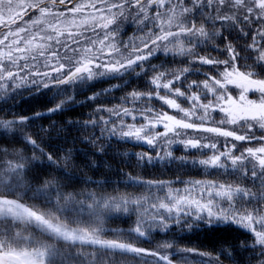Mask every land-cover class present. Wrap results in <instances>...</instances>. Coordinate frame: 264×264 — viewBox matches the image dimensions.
Masks as SVG:
<instances>
[{"label": "snow or ice", "instance_id": "snow-or-ice-1", "mask_svg": "<svg viewBox=\"0 0 264 264\" xmlns=\"http://www.w3.org/2000/svg\"><path fill=\"white\" fill-rule=\"evenodd\" d=\"M129 77L144 89L34 129L93 82ZM39 96L50 97L46 111H18ZM73 129L94 151L75 148L64 135ZM54 133L65 147L46 142ZM113 140L153 150L134 153L138 162L202 178L117 169L134 191L109 194L108 181L68 171L81 155L95 168L88 157ZM200 223L248 238L211 251L167 238ZM225 261L264 264V0H0V264Z\"/></svg>", "mask_w": 264, "mask_h": 264}, {"label": "trees", "instance_id": "trees-1", "mask_svg": "<svg viewBox=\"0 0 264 264\" xmlns=\"http://www.w3.org/2000/svg\"><path fill=\"white\" fill-rule=\"evenodd\" d=\"M124 32L128 35L132 32L131 25H126ZM230 39L232 37H229ZM239 46V45H238ZM216 55V53H213ZM168 58L161 57V60L167 62ZM146 81L143 77H129L127 83L124 82V78L110 79V80H98L93 82L88 88H84L74 93L77 98V102L73 104L65 113H55L53 118L48 120L47 118H38L37 122L33 126L34 129L40 126L49 127L50 124H61L67 120L81 121L87 119V116L93 112V105L97 104H115L122 96L132 89H144ZM113 85H119L113 87ZM106 89H112L110 92H105L104 95L99 96L96 101H89L88 96L94 92H104ZM50 97L39 96L34 99L25 97L26 102H21L16 105L18 111L26 113L29 116L33 115L35 111H46L45 105ZM159 106V101H154ZM171 112L170 109H168ZM69 140H76L75 148L83 151L84 154H89L94 149L88 145L79 142L78 137L84 135L83 132H78L75 129L71 131V134L65 133ZM46 142L50 143L53 148L65 147L64 141L60 139L54 133L49 140L45 137ZM13 147V145H7ZM14 147H23V145H14ZM151 150L147 145L137 143H124L117 142L115 140L110 141L105 145V151L94 157H88L95 161V168L85 167L86 156L81 155L79 159L72 162V165L68 168L69 172H72L75 176L81 178L90 177L104 183L108 181L106 192L109 194H117L114 192V187L117 188V192L134 191L132 189H125L123 184L126 182L125 178L117 173V169L122 172H127L132 176L144 178V179H167L174 180L178 175L183 179H199L202 178L200 170L195 168H183L179 169L176 164H170L168 161L153 162L151 164L143 161L138 162L133 155L134 153L149 152ZM177 152L176 155H180ZM77 191L80 187H77ZM116 227V224L112 225ZM119 226L126 227V225L120 223ZM168 239L175 238L184 246L196 247L201 250L211 251L213 248L219 249L224 246L225 242L229 245L236 244L239 240L247 239L248 237L242 234L238 230H230L227 228L215 229L209 227L203 223L199 224V227L193 226L191 229H185L180 231L179 229H173L172 234L167 237ZM164 239V234L155 237V243H160ZM152 246V245H145ZM225 264H229L225 261Z\"/></svg>", "mask_w": 264, "mask_h": 264}]
</instances>
